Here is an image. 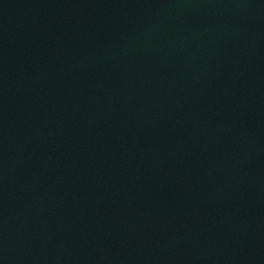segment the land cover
Masks as SVG:
<instances>
[{
  "label": "water",
  "instance_id": "1",
  "mask_svg": "<svg viewBox=\"0 0 264 264\" xmlns=\"http://www.w3.org/2000/svg\"><path fill=\"white\" fill-rule=\"evenodd\" d=\"M0 264H264V0H0Z\"/></svg>",
  "mask_w": 264,
  "mask_h": 264
}]
</instances>
